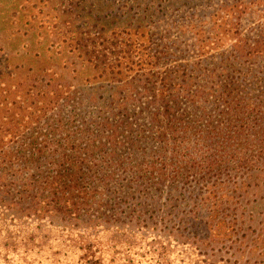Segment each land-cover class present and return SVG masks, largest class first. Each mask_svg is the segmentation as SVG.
I'll use <instances>...</instances> for the list:
<instances>
[{
	"label": "trees",
	"instance_id": "1",
	"mask_svg": "<svg viewBox=\"0 0 264 264\" xmlns=\"http://www.w3.org/2000/svg\"><path fill=\"white\" fill-rule=\"evenodd\" d=\"M18 3L0 6L2 56L18 54L2 70L21 92L0 131V262L162 264L144 259L148 239L183 264L263 252L264 92L173 70L138 41L143 22L88 16L66 45L8 41ZM230 23L241 58L264 56V27L248 40Z\"/></svg>",
	"mask_w": 264,
	"mask_h": 264
},
{
	"label": "rangeland",
	"instance_id": "2",
	"mask_svg": "<svg viewBox=\"0 0 264 264\" xmlns=\"http://www.w3.org/2000/svg\"><path fill=\"white\" fill-rule=\"evenodd\" d=\"M16 3L21 10L19 15L23 14V17L19 18L15 27L4 28V31L9 33L8 41L19 43L25 40L30 45V40H34L36 45L37 41L45 44L44 38L47 37L49 39L47 46L50 44L56 46L59 42L66 45L71 40H75L74 36L80 37L79 32L89 21L88 16L101 15L110 20H119L120 24H122L120 21L133 23V25L143 22L145 29H138V41L149 37L155 47L164 46V52L170 57L166 64L171 65L173 70L181 71L182 69L184 74L195 77H197L196 74L207 70L214 71L215 79H221V76L229 74V78H233L235 85L240 89L255 95L264 92V56L253 58L254 60L251 58L253 63H248L241 58L236 51L234 28L230 23L237 21L240 32L248 40L257 38L260 29L264 27V0H16ZM228 3L233 4L234 7L226 6L225 4ZM0 6H2V0H0ZM224 6L226 9L222 10ZM118 17L120 19H117ZM94 23L92 21V25L95 26ZM143 31L145 35H142ZM32 32L34 37L31 36ZM64 39H66L65 43H63ZM16 56H18L16 53L8 59L2 56L1 13V132L2 116H8L5 117L8 119L13 111H17L10 110L16 107L11 105V101L13 99L17 101L16 97L21 93L13 74L11 76L4 74V72L7 74V70H2V61L14 62ZM10 69H13V65ZM172 74L180 75V73ZM7 77L9 78L6 81ZM200 78L201 76L198 77L199 80ZM32 125L33 123L30 127H33ZM242 179L245 184L251 185L246 187L247 191L259 189L258 184L253 186V182H249L244 177ZM260 194L262 195V192ZM253 196L255 193H252L250 198ZM262 220L261 227H264V218ZM145 244L147 253L144 259L161 256L162 264H183L181 257L175 256L174 259L171 255L170 261L168 255L164 253L160 255L163 250L160 248L162 246L159 245L160 242L148 239L145 240ZM247 249L244 246L241 251H237V255H233L231 250L224 248L223 252H218L217 259L222 264H264L262 247L250 252H246Z\"/></svg>",
	"mask_w": 264,
	"mask_h": 264
}]
</instances>
